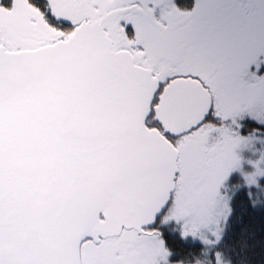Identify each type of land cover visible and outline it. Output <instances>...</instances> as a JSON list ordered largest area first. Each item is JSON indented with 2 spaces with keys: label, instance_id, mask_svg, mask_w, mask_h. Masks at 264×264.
Segmentation results:
<instances>
[{
  "label": "snow or ice",
  "instance_id": "1",
  "mask_svg": "<svg viewBox=\"0 0 264 264\" xmlns=\"http://www.w3.org/2000/svg\"><path fill=\"white\" fill-rule=\"evenodd\" d=\"M262 57L264 0H0V264H264Z\"/></svg>",
  "mask_w": 264,
  "mask_h": 264
},
{
  "label": "rangeland",
  "instance_id": "2",
  "mask_svg": "<svg viewBox=\"0 0 264 264\" xmlns=\"http://www.w3.org/2000/svg\"><path fill=\"white\" fill-rule=\"evenodd\" d=\"M262 58H264V57H262ZM254 68H255V66H252L251 68H250V70H254ZM258 75H264V65H262V67H261V71L258 73ZM255 147L257 148V149H261L262 147H264V146H262V144L260 143V142H257L256 144H255ZM259 152H256L255 153V156L253 157V158H258L259 157ZM244 155L247 157V156H252V153H250V152H245L244 153Z\"/></svg>",
  "mask_w": 264,
  "mask_h": 264
}]
</instances>
